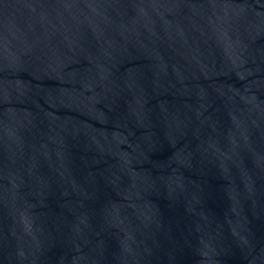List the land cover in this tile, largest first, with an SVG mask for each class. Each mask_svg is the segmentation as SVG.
<instances>
[{"label":"water","instance_id":"1","mask_svg":"<svg viewBox=\"0 0 264 264\" xmlns=\"http://www.w3.org/2000/svg\"><path fill=\"white\" fill-rule=\"evenodd\" d=\"M0 264H264V0H0Z\"/></svg>","mask_w":264,"mask_h":264}]
</instances>
